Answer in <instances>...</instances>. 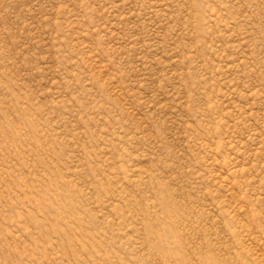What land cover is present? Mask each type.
I'll use <instances>...</instances> for the list:
<instances>
[{"label":"rangeland","instance_id":"374dc122","mask_svg":"<svg viewBox=\"0 0 264 264\" xmlns=\"http://www.w3.org/2000/svg\"><path fill=\"white\" fill-rule=\"evenodd\" d=\"M0 264H264V0H0Z\"/></svg>","mask_w":264,"mask_h":264}]
</instances>
